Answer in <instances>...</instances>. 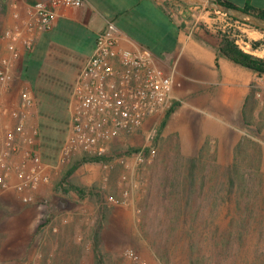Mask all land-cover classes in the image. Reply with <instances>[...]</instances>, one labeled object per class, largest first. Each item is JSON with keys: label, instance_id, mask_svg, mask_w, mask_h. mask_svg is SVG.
Wrapping results in <instances>:
<instances>
[{"label": "built area", "instance_id": "built-area-1", "mask_svg": "<svg viewBox=\"0 0 264 264\" xmlns=\"http://www.w3.org/2000/svg\"><path fill=\"white\" fill-rule=\"evenodd\" d=\"M28 2L11 0V20L0 26V50L5 52L0 55V191H13L24 204H39L40 186L51 182V172L76 159L104 158L108 162L94 163L104 167L114 162L129 167L131 159L136 165H146L157 152L159 126L150 121L166 114L176 101L177 68L174 65L165 71L147 48L120 47L119 26L107 21L75 85L68 134L58 162L45 163L40 153L37 102L31 85L22 80L20 62L37 39L54 28L57 9L78 8L85 0ZM139 137L144 141L136 144ZM105 204L129 205V193L107 196Z\"/></svg>", "mask_w": 264, "mask_h": 264}, {"label": "trees", "instance_id": "trees-1", "mask_svg": "<svg viewBox=\"0 0 264 264\" xmlns=\"http://www.w3.org/2000/svg\"><path fill=\"white\" fill-rule=\"evenodd\" d=\"M215 1L236 7L227 0ZM243 10L264 18L260 10L248 7ZM168 11L177 18L172 7ZM224 16L230 22L264 32ZM192 34L197 41L215 50L218 69L219 58H226L258 77H264V57L240 47L231 29H218L212 33L199 26ZM209 41H215L216 45L212 46ZM250 45L253 50H258L263 43L253 41ZM22 78L30 83L37 102L41 158L45 163L55 165L68 134V79L46 75L37 80L25 69ZM53 79L56 83H51ZM178 107L180 104L174 101L159 126L155 141L157 152L159 139ZM241 147L242 142L231 165L219 162L208 144L198 156H186L176 147L173 159L164 161L163 167H159L162 162L154 164L140 229L162 264H264V213L262 216L258 213L263 178L259 175L260 168L253 167L254 161L248 160L250 153L244 154ZM138 150L132 149L131 153ZM257 151L254 149L256 154ZM103 162L108 160L88 157L77 160L56 184L57 192L63 191L67 195L73 191L79 198H88L98 205L97 224L92 235L96 264H106L101 249L102 230L108 216L106 195L97 185L79 187L70 176L82 163Z\"/></svg>", "mask_w": 264, "mask_h": 264}, {"label": "crops", "instance_id": "crops-1", "mask_svg": "<svg viewBox=\"0 0 264 264\" xmlns=\"http://www.w3.org/2000/svg\"><path fill=\"white\" fill-rule=\"evenodd\" d=\"M10 1L0 0V26L6 20H11ZM37 1L50 0H29L28 3ZM227 1L239 9L248 7L264 13V0ZM171 4V0H85L78 8H59L56 10L54 28L42 34L34 49L23 55L21 74L25 69L37 80L46 75L51 78L65 77L70 87V106L79 75L93 55L99 35L105 30L107 21H115L121 31L120 47L151 50L157 57L158 65L167 72L176 65V100L185 98L186 101H182L179 116L172 120V115L165 129L168 126L171 130L176 126L180 128L177 130V141L182 154L198 156L208 144L217 158L218 152L225 157V162L221 163L231 165L237 156L236 149L242 142V152L250 153L248 160L254 161L253 167L260 168L259 175L263 178L258 210L259 216H262L264 116L260 115L261 109L257 112L256 105L259 97L264 99V77H258L226 58H219L218 69L215 50L194 38L192 33L195 28L188 27L185 21L169 13ZM184 6L176 3L177 8ZM209 43L216 45L215 41ZM4 53V50H0V55ZM51 83H56L55 79ZM16 85L19 83L16 82ZM200 107L216 108L219 114L212 117L213 121L221 125L222 130H237V133L223 137L215 133L214 128L206 127L204 121L199 126L195 125L198 122L189 117L188 110H198ZM254 149L258 150L257 154ZM5 193L0 195V199H11V195Z\"/></svg>", "mask_w": 264, "mask_h": 264}, {"label": "rangeland", "instance_id": "rangeland-1", "mask_svg": "<svg viewBox=\"0 0 264 264\" xmlns=\"http://www.w3.org/2000/svg\"><path fill=\"white\" fill-rule=\"evenodd\" d=\"M171 2L173 4L170 7L175 10L177 18L185 21L188 27L197 29L203 26L212 33L218 29H231L245 51L264 57V32L230 22L221 13L211 12L205 8L191 9L188 6L180 9L176 7V3L179 2L175 0ZM253 41H260L263 45L260 49L253 50L250 45ZM176 101L181 106L182 101L186 99L180 98ZM179 108L172 114L173 116L171 115L172 120L179 116ZM256 108L257 112L261 109L260 115L264 116L263 98H258ZM188 111L189 117L198 122L195 125L199 126L204 121L206 127L214 128L215 133L223 137L237 133V130L226 132L220 128L221 125L213 121L212 117L219 114L216 108L200 107L198 110ZM164 117L165 113L154 117L150 123L156 121L160 126ZM179 129L176 126L171 130L168 126L163 131L158 142V152L144 166L136 165L132 159L129 160V167L115 162L111 163L110 167L82 163L70 176V180L79 187L97 185L104 191L106 197H121L125 192L129 193V205L116 207L105 204L108 216L102 230L101 249L106 264H162L142 233L140 223L144 201L151 186L152 167H155L157 161L158 165L162 162L159 167H163L164 161L173 159L178 147ZM143 141V138L139 137L136 144ZM218 159L225 162V157L220 156V152ZM77 160L80 159L51 172V182L41 185L38 192L41 203L24 204L13 191L7 192L11 199H0V264H96L92 235L97 224L98 205L88 198H79L73 191L66 195L63 191L56 190L57 182ZM2 194L6 193L0 191V195ZM54 195L70 198L79 205L71 212L54 215L52 206ZM129 251L136 258L131 257Z\"/></svg>", "mask_w": 264, "mask_h": 264}, {"label": "water", "instance_id": "water-1", "mask_svg": "<svg viewBox=\"0 0 264 264\" xmlns=\"http://www.w3.org/2000/svg\"><path fill=\"white\" fill-rule=\"evenodd\" d=\"M188 6L202 7L208 10H213L218 13L233 17L250 26L259 28L264 31V18L251 14L236 7L223 5L215 0H178ZM78 203L70 198L61 195H54L52 199L53 214L59 215L65 212H71L78 207Z\"/></svg>", "mask_w": 264, "mask_h": 264}]
</instances>
